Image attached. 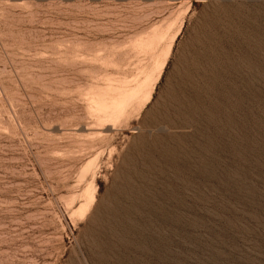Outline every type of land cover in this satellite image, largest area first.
<instances>
[{
    "label": "rangeland",
    "instance_id": "rangeland-1",
    "mask_svg": "<svg viewBox=\"0 0 264 264\" xmlns=\"http://www.w3.org/2000/svg\"><path fill=\"white\" fill-rule=\"evenodd\" d=\"M0 264H264V0H0Z\"/></svg>",
    "mask_w": 264,
    "mask_h": 264
},
{
    "label": "bare ground",
    "instance_id": "bare-ground-1",
    "mask_svg": "<svg viewBox=\"0 0 264 264\" xmlns=\"http://www.w3.org/2000/svg\"><path fill=\"white\" fill-rule=\"evenodd\" d=\"M233 92V91H232ZM237 94V93H236ZM240 98V97H239ZM86 191H90L91 190V186L88 184L87 186H86V189H85Z\"/></svg>",
    "mask_w": 264,
    "mask_h": 264
}]
</instances>
